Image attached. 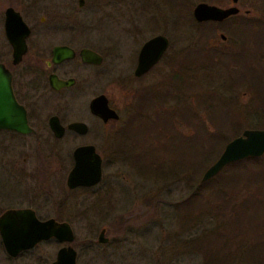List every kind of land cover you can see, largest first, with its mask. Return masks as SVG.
<instances>
[{
	"label": "flooded vegetation",
	"instance_id": "1",
	"mask_svg": "<svg viewBox=\"0 0 264 264\" xmlns=\"http://www.w3.org/2000/svg\"><path fill=\"white\" fill-rule=\"evenodd\" d=\"M101 1L0 0V76L7 78L4 80L0 78V82L8 80L9 96L23 108L26 125L30 129L28 133L21 134L0 128V172L9 166L15 173V175L12 174L15 181L20 182L21 178H18V175L26 178L29 183L26 181L23 183L26 185L24 201L31 203L41 196L44 198L48 195V161L44 159L43 152L48 151L50 146L64 144L65 147L69 145L73 147L71 167L64 179V186L68 192L90 189L101 182L103 155L95 146L98 140L102 143V150L106 151L107 158L109 156L112 162L114 157L122 151L120 144L125 143L126 140L128 143L131 140V147L135 148L136 153H130L134 156L133 159H139L141 152L145 150L144 132L140 133L139 129L134 127L130 138L128 136L130 127L125 126L126 119L123 125L117 126L120 120V108L126 117L136 112L138 91L144 92L152 89L151 87H158L157 92L160 94L163 92L160 88L166 87L169 93L162 95L164 101L160 95H155L153 104L142 107L144 116L146 112L147 117L152 118L162 107L170 109L175 116L179 114L183 116L190 112L192 103L197 99L196 95L208 91L204 88L205 82H200L196 77L197 74L211 79L210 75H214L217 69H222L226 80H233L235 77L231 76L237 72L236 70L249 71L250 73L246 72L247 76L250 79L252 76L254 80L258 78L259 72L264 74V9L262 13L256 15L257 12L253 9L250 0L246 4L239 0H230L231 5L228 6L199 2L192 7L188 0H152L153 5L163 6L169 13V30L161 32V21L156 16L149 15L148 19H143L142 29L138 33L147 34L148 38L143 40L138 51L130 59L132 74L120 80L124 90L121 103L113 104L112 99L104 94H94L93 87L97 80L95 71L104 62V56L98 49L100 47L105 49V47L99 43L101 41L98 40L96 26L89 25V22L93 20L81 15L84 9L96 13L100 9ZM107 3L111 4V1ZM180 3L182 5H178ZM198 4L220 9L234 7L236 13L220 21L198 22L193 16V10ZM180 6L187 11L185 16L181 15ZM141 7L142 14L145 15L144 4H141ZM156 36H163L166 39V49L155 64L140 76L135 77L133 73L137 66L139 50L148 40ZM168 50H170L169 54ZM83 51L99 56L100 63L84 61L81 56ZM158 70H165L162 73L165 78L164 85L146 83V77L155 74L153 78H156ZM218 77L221 79V71ZM58 83L66 85L56 88ZM195 83L201 89L196 94L193 93ZM100 95L106 98L108 108L116 113L117 119L102 121L91 113L90 103ZM260 97L261 100L264 95L261 93ZM74 103L76 109L83 111L82 116L74 113L72 105ZM93 123L100 124L99 136L94 132ZM52 124L59 126L57 127L58 135L52 131ZM72 125H79V127L74 129L70 127ZM134 133L141 137L134 139ZM115 145L119 150H114ZM19 146L22 147L21 149L35 152L36 159L32 166L25 165L29 162L26 158L22 159L20 165L15 159H7L4 156L7 151L11 153ZM82 147H92L94 153L99 156L101 179L91 187L69 189L66 178L74 164L73 152ZM23 200L18 199L15 202ZM56 209L61 208L56 207ZM9 210H28L38 221L53 220L70 227L67 221L55 218L39 219L38 210L32 205L0 209V216ZM58 213L57 211L56 214ZM101 231H103V239H106L105 243H100L98 240ZM104 234V229H101L96 236V244H107L108 239ZM48 241L56 242L57 249L53 260L47 264H51L57 252L67 246L75 252L76 264L77 252L73 247L74 239L68 244L51 238L37 243L31 249L20 251L13 257L5 253L1 240L0 246L8 259L17 260L38 244Z\"/></svg>",
	"mask_w": 264,
	"mask_h": 264
},
{
	"label": "rangeland",
	"instance_id": "2",
	"mask_svg": "<svg viewBox=\"0 0 264 264\" xmlns=\"http://www.w3.org/2000/svg\"><path fill=\"white\" fill-rule=\"evenodd\" d=\"M107 1H111V4ZM188 1L191 7L199 2L217 6L231 5L230 0ZM239 1L245 4L248 2V0ZM250 2L257 12L256 15L262 13L264 0H250ZM100 3V9L96 13L84 9L81 14L86 16V19L93 20L89 25L96 26L98 40L101 41L99 43L105 47V49L98 47L104 56V62L95 71L97 80L93 89L95 95L104 94L112 99L113 104L119 105L124 94L120 80L132 74L130 59L138 51L143 40L148 38L147 34L138 33L142 29L143 19H148L149 15L158 17L161 21V32H165L169 30L170 16L166 8L158 4L153 5L152 0H102ZM141 4L146 8L145 15L142 14ZM179 9L181 15L187 14L182 6ZM167 53L169 54L170 50ZM241 68L243 69V66ZM219 70L221 79L218 77ZM164 71L158 70L156 78H153L155 74L147 76L146 83L164 85L165 78L162 74ZM236 71L231 76L235 77L233 80H226L222 69H217L214 75H210L211 79L196 75L200 82H205L206 90L231 103L232 117L235 120L229 131L232 139L245 129H259L256 128L258 124L264 128V111L257 109L258 102H264V97L260 100L261 95H259L260 92L264 95V74L259 72L258 78L254 80L252 76L251 79L247 76L246 72L250 73L249 71ZM199 91L201 89L195 83L193 93ZM205 94L206 92L197 94L196 100L204 99ZM193 104L194 102L192 108ZM72 105L74 113L82 116L83 111L76 109L75 103ZM120 109L117 126L123 125L126 119V114L122 108ZM198 112L203 116L202 111L198 110ZM95 123L92 126L99 136L101 127L100 124L94 125ZM134 127L130 126L128 134L130 138ZM173 129L182 134L190 133V129L184 127L178 119H174ZM138 131L141 133L140 130ZM133 135L134 139L141 137L137 133ZM129 143L126 140L125 143L120 144L122 151L112 162L109 156L107 158L106 151L102 150V143L98 140L95 146L103 155L101 182L93 188L77 189L72 192L66 191L64 179L71 167L73 147L71 145L65 147L64 144L61 145L63 147L60 144L50 146L48 151L43 152L44 159L48 161V195L37 198L31 202L32 204L23 200L24 187L26 188L23 183L28 182L26 178L18 175V178H21L20 182L15 181L12 175H15L14 171L10 170L9 166L5 167L7 171L2 169L0 172V209L32 205L37 208L39 219L55 218L67 221L74 234L76 264H200L199 255L190 251L188 243L202 232L212 230L216 223L210 218H204L196 224L179 227L177 210L179 203L191 193L203 173L197 178L192 173H178L175 179L158 182L140 177L136 169L130 165L136 161L130 153L136 152ZM148 143H145V147L157 145L155 142ZM164 145L172 151L175 150V155L180 153L176 151L174 144ZM21 148L19 146L11 153L7 151L4 156L7 159H15L20 165L22 159L26 158L29 162L25 165L32 166L36 159L35 152ZM115 149L119 150L117 146L114 147ZM158 154L159 152L154 150L151 152L153 156ZM181 158L185 159V156L181 155ZM19 174L21 175L20 172ZM18 199L23 201L15 202ZM57 211L59 215L56 214ZM101 229H104V236L108 239L107 244L104 245L95 242ZM56 249L57 243L48 241L38 244L17 260H10L0 246V264H47L53 260Z\"/></svg>",
	"mask_w": 264,
	"mask_h": 264
},
{
	"label": "trees",
	"instance_id": "3",
	"mask_svg": "<svg viewBox=\"0 0 264 264\" xmlns=\"http://www.w3.org/2000/svg\"><path fill=\"white\" fill-rule=\"evenodd\" d=\"M151 88L136 93V112L126 117L125 126H135L144 132L145 143L157 145L145 147L140 158L130 165L140 177L154 182L175 179L178 173L199 177L232 139L229 131L235 120L231 103L206 91L204 99L195 100L188 114L175 116L162 107L149 118L142 107L153 104L155 95L164 101L162 95L169 94L166 87L160 88V94L158 87ZM257 109L264 111V102H258ZM174 119L188 127L190 133L176 132ZM256 128L263 126L258 124ZM164 144H174L180 153L175 155V150ZM152 150L159 154L151 155ZM177 211L179 227L204 218L216 223L212 230L188 243L190 251L199 255L200 264H264V155L227 164L208 181H198Z\"/></svg>",
	"mask_w": 264,
	"mask_h": 264
},
{
	"label": "water",
	"instance_id": "4",
	"mask_svg": "<svg viewBox=\"0 0 264 264\" xmlns=\"http://www.w3.org/2000/svg\"><path fill=\"white\" fill-rule=\"evenodd\" d=\"M235 1V0H233ZM234 7L220 9L205 4H198L193 10L196 21H220L229 15L235 14ZM19 23L21 21L18 18ZM167 41L163 36H156L148 40L139 50L137 66L133 75L140 76L157 62L161 53L166 49ZM82 59L99 64L100 57L83 51ZM3 80L7 79L1 77ZM8 80L0 82V128L28 133L23 108L9 96ZM66 85L58 83L55 87ZM90 111L102 121L117 119L116 113L109 109L107 100L100 95L90 103ZM56 124L51 125L55 135H58ZM76 129L79 125H72ZM60 132V131H59ZM264 154V128L245 129L241 134L230 140L223 147L217 159L203 172L200 182H205L217 175L227 164L245 158H259ZM73 167L67 175L66 185L69 189L75 187H91L101 179L100 158L92 147H82L73 152ZM55 239L60 243H72L74 236L70 227L65 223H56L53 220L38 221L28 210H9L0 216V240L4 251L9 256H16L20 251L31 249L37 243L48 239ZM98 240L105 243L103 231ZM51 264H75V252L70 246L61 248Z\"/></svg>",
	"mask_w": 264,
	"mask_h": 264
}]
</instances>
